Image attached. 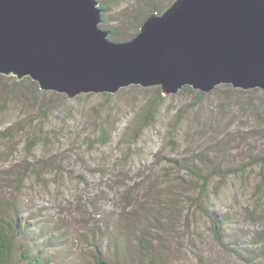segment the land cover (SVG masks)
Here are the masks:
<instances>
[{
    "label": "rangeland",
    "instance_id": "374dc122",
    "mask_svg": "<svg viewBox=\"0 0 264 264\" xmlns=\"http://www.w3.org/2000/svg\"><path fill=\"white\" fill-rule=\"evenodd\" d=\"M97 1L109 7L99 28L128 41L142 16L174 0ZM156 88L129 86L65 99L29 78L17 82L0 75V211L13 202L18 206L29 231L20 242L32 253L41 250L51 264H92L90 232L100 236L105 223L119 215L129 227L153 215L161 219L169 264H244L222 251L239 227L249 234V245L264 244V189L257 167L210 191L212 209L227 221L219 245L208 220L189 207V177L169 165L188 163L203 151L210 152L209 164L222 156L225 166L235 167L264 154V90L240 94L220 85L196 106L192 94L178 92L163 97L153 122L141 124ZM102 134L106 145L94 144ZM184 221L193 232L192 248ZM123 236L131 261H142L137 234ZM112 239L106 232L102 247ZM110 251L105 254L112 256ZM261 257L254 264H264Z\"/></svg>",
    "mask_w": 264,
    "mask_h": 264
},
{
    "label": "water",
    "instance_id": "95a60500",
    "mask_svg": "<svg viewBox=\"0 0 264 264\" xmlns=\"http://www.w3.org/2000/svg\"><path fill=\"white\" fill-rule=\"evenodd\" d=\"M102 16L97 0H0V75L65 99L129 86L264 90V0H174L124 42L108 39Z\"/></svg>",
    "mask_w": 264,
    "mask_h": 264
},
{
    "label": "trees",
    "instance_id": "16d2710c",
    "mask_svg": "<svg viewBox=\"0 0 264 264\" xmlns=\"http://www.w3.org/2000/svg\"><path fill=\"white\" fill-rule=\"evenodd\" d=\"M100 8L103 10V16L109 9L106 2L99 3ZM158 8H151L147 15L152 12H161L157 10ZM147 15L142 16L141 22L143 23ZM102 16V17H103ZM141 23V24H142ZM141 26V25H140ZM109 35L108 39L113 42H124L118 39V35L114 30H106ZM132 39V38H131ZM224 86V85H223ZM230 86V85H228ZM216 87L212 93L219 91ZM259 89H253L248 91L238 90L240 94H248L258 91ZM180 92H188L193 95L192 105H199L207 94L194 91L190 87H184ZM64 95V94H62ZM163 95L160 88H156V98L154 101L147 105L146 111L143 113L141 124L149 125L157 117L156 112L162 106ZM106 136L102 134L95 143H99L101 146L107 143ZM214 152V150L211 149ZM208 151L203 153L192 154L188 163H183L179 161L171 162L169 165L172 166V170L178 173L184 172L186 176L189 177L190 181H187L189 190L192 194H187L189 200V207H195L208 221L209 231L212 234L213 239L219 245L225 241V224L227 221L217 214V212L212 209V199L210 196V191L212 194L216 190H220L222 187L226 186L230 179H234L239 175H243L247 170L257 167L258 168V178L259 185L264 189V154H259L257 156L248 157V164L246 166H225L222 156L216 163L209 164L206 161L208 158ZM222 155V154H221ZM178 163H182L177 165ZM216 179L218 182L212 186L213 180ZM192 181V182H191ZM179 183H177L178 185ZM166 206V204H165ZM170 206V210L172 205ZM174 206V205H173ZM158 207V206H157ZM18 206L10 203L8 207L0 211V264H51L50 259H47L41 250L35 253L25 247L23 242L24 236L28 235V227L23 223L22 217L19 213ZM159 210V209H157ZM124 223V224H123ZM168 228L174 226L170 222H166ZM122 224L124 226H122ZM164 222L156 218L155 215L148 217V219L137 220L134 226H128L124 221L122 215L115 216L105 223V227L101 235L97 236V232L91 231L89 235V241L91 242L90 260L92 264H169L170 245L166 241V237H161L160 231L162 230ZM184 229L189 237V245L192 248V241L190 239L191 233L189 231V225L184 221ZM155 230V232H154ZM170 230V229H169ZM124 231V232H123ZM108 234L112 235V241L103 248V244L100 241L104 240V237ZM119 233V234H118ZM129 236V233H136L137 244L140 248V257L143 259L140 262L133 263L131 261V254L129 252V245L126 240H123L122 234ZM103 234V235H102ZM160 234V235H158ZM123 236V237H124ZM159 236V237H158ZM233 239L228 241V245L222 244V251L226 254L232 255L244 264H254L255 260L262 258L264 256V244H260V248H257L254 244L249 245L248 239L250 238L240 227L235 230V234H232ZM252 242V240H251ZM19 244V245H18ZM258 244V243H257ZM113 248L112 251L110 249ZM106 250L112 253V256L105 254ZM18 251V252H17ZM19 253L18 260L16 255ZM130 258V259H129Z\"/></svg>",
    "mask_w": 264,
    "mask_h": 264
}]
</instances>
